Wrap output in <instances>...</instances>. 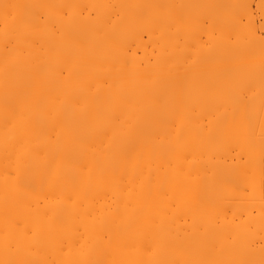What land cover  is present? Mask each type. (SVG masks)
<instances>
[{
    "label": "bare ground",
    "instance_id": "obj_1",
    "mask_svg": "<svg viewBox=\"0 0 264 264\" xmlns=\"http://www.w3.org/2000/svg\"><path fill=\"white\" fill-rule=\"evenodd\" d=\"M206 1L0 0V264H229L220 84L264 36L252 1Z\"/></svg>",
    "mask_w": 264,
    "mask_h": 264
},
{
    "label": "rangeland",
    "instance_id": "obj_2",
    "mask_svg": "<svg viewBox=\"0 0 264 264\" xmlns=\"http://www.w3.org/2000/svg\"><path fill=\"white\" fill-rule=\"evenodd\" d=\"M104 1H108V0H104ZM208 1H210V0H207L206 2H208ZM245 1L246 0H241V2H237V1H235V2L237 4V3H242V2L245 3ZM248 1H250V2H248ZM248 1H246V2L251 3V1H252V3L254 4V5H251V8H252L251 12L253 13V14L252 13L251 14L253 15L252 16L253 18L250 17L251 20H248L246 17H243V18H246L249 21V23H250V21L252 22V19H254V22H256V23H254V22H252V23L258 25V26L254 25L255 29H257V35L258 36H264V32H261V31H264V10L263 11H259L258 9L256 10V7H257L256 3L258 2V0H255L256 2L253 0H248ZM259 1H261V0H259ZM202 2H203V0H202ZM227 2H228V0H227ZM235 2H232V3H235ZM208 3L210 4V2H208ZM208 3H207V5H208ZM216 3H217L216 0H211L210 9H212L213 6H215L214 4H216ZM204 8H206V6ZM206 11H207V9H206ZM208 11H209V8H208ZM206 15L210 16V12H208V14H206ZM255 16H256V18H255ZM206 17L204 18L205 20H206ZM207 18H208V23H209L211 17H207ZM258 18H259V20H258ZM246 19L245 20L241 19L242 21L240 20V22H242L243 24L247 23ZM208 23H207V21L205 22L206 28H208ZM236 26L237 27L240 26V23L238 22V24H236ZM250 26L251 25H249V28H250ZM233 27H235V25ZM252 27H253V25H252ZM238 28H240V27H238ZM246 28L247 27H245V30H246ZM262 28H263V30H262ZM205 34H206V32H205ZM205 38L206 37L204 36L203 42L206 41ZM240 49L241 48L237 49V50H239V52L236 51L235 54L233 53L234 55L232 56V59L230 62L231 64L227 63L228 66L225 64L226 67H229L230 65L233 66V69L231 71L234 70L235 72L234 71L231 72L232 79L226 78L225 80L222 81L223 83H221V80H220V83H221L220 88L223 86L222 89H220V96L222 94L223 98L221 96V100H222L223 104L226 105V106L223 105L222 102L220 101V106L224 107V111H223V109H221L222 107H220V111L221 112L223 111L225 114V110H227L230 107L228 109V111L231 112L230 109H232V113H235L234 114L235 116L228 113L229 118H226V120H229L230 118H232V122H230L231 119L229 122H226V120H225V122L227 124L233 123V126L238 128L234 134L231 133L228 135V134H226L227 125L224 126V124H223L224 127H222L223 130H221V131L223 132L224 130H226V132L224 131L223 134H226L227 136H224L226 139H223L224 137L223 138L221 137L220 138V144H219V146H220V148H219V151H220L219 162H220V164L219 165H220L221 171H223L221 173H224V175L222 176V179H221L223 182L221 181L222 186L220 187L221 188L220 193H221V195L226 194V196L221 197V199H220V203H221L220 204L221 210L219 213V217H220L219 218V225L221 226L220 227V244H221L220 245V251H221L220 255H223V253H225L224 249L226 246L231 245L233 248V252L231 251L232 254L230 253L231 257L228 254L229 255L228 257H230L228 259V260H230L229 264H234L236 262L239 264V261H241L239 259H240V257L242 258V256H241L242 252H241V254H239L240 256L237 254L239 251V248H241L243 245L244 248L241 249V251H243V250H245V247L247 248L248 246H251V247H249L250 251L245 250L247 253L248 252L250 253V256L248 255L249 253L247 255L250 258H252V260L249 259L250 261L246 260V264H248V262H249V264H251V263H253V264H264V260H263L264 259V195H263L264 192H262V191H264V185H262L264 183L260 184V182L258 181L260 178L264 177V151H263V149H264V123L262 121V120H264V115H263L264 114V112H263L264 111V97L261 98V101L259 102L257 109L253 110L251 112L252 114L249 113L250 116L248 114H247L248 116L246 114H244L245 109H244V111H242L243 108H247V107H245L247 105V103H245L244 100L242 101L243 98L241 97V96H243L245 98V101H246L250 96L249 94L252 93L251 92L252 90L250 89L251 93L249 92L248 93L249 96H247L246 93L244 92V91H246V89L244 91L242 90V89H244V86L247 87L245 85L246 81L247 82L249 81V83L251 81L247 77H248V74H250L249 70L252 68H247V65H248L247 62H249V65L252 64V66L248 65V67H253L254 63H255V67L251 71L254 72V71L258 70V68H259L260 70H258L257 72L260 71L261 72L260 76L262 77V75L264 74V72H262L264 70V68H263L264 67V51L256 53L257 55L255 54V56L251 57V59H249L250 57L246 58L248 61H246V59H245V63H244V61L240 62L239 56L241 58V55L244 54V51H247V48L244 51L240 50ZM238 54H240V55H238ZM242 57H244V56H242ZM256 57H258V58L254 59ZM260 57H261V59H259ZM249 60H251L253 62H251ZM255 61L259 64H256ZM233 62H235V63H233ZM262 62H263V64H262ZM245 64H246V67L244 66ZM260 64H262V65H260ZM232 66H231V68H232ZM237 66H239L240 68L242 67V69L239 68V70H241L242 72L238 71ZM243 68H245V69H243ZM255 68H257V69H255ZM221 70L222 69L220 68L219 69V76L220 77L222 75L226 74L225 70H227V69L224 70V68H223L225 74H223V72H221ZM236 72L238 75L235 74ZM221 73H222V75H220ZM227 73H229V72H227ZM245 73L247 74V77H246ZM234 74L237 75V77H238L237 79L233 78V76H235ZM258 76L259 75H257L255 77V80L257 79L256 82H258V79H259ZM222 78L223 77H221L220 79H222ZM227 79H228V81H227ZM233 79L237 80V81H234ZM246 79H248V80H246ZM229 80L232 82L234 81V83H231ZM252 80H254V79H252ZM263 80H264V76L262 77V80L261 79L259 80V82L261 83L260 89H264V84L262 83ZM226 82H228V83L226 84ZM256 82L254 83L253 81H251V83H253V84H251V87H249V88H253V91H255L256 88L258 87L257 85H259V82L257 84H256ZM249 83H247L248 86H250ZM226 85L232 87V89L230 88L231 91L228 90L229 87H225ZM249 88H247V89H249ZM222 91L225 92L227 97L230 96V99H232V100H229V98H227L225 96V94L222 93ZM226 91H228V92H226ZM242 91H243V93H242L243 95L240 96L239 92H242ZM237 96H238V98H236ZM231 97H233V98H231ZM224 98L226 101L224 100ZM224 102H227L228 104L224 103ZM241 102H242V104H241ZM243 104L244 105L246 104V105L243 106ZM227 105H228V107H227ZM231 107H233V108H231ZM221 112H220V114H221ZM224 114H222V116ZM230 115H232V116H230ZM222 119L223 118H221V120ZM247 119H249V121ZM220 124H222V122ZM246 124L247 125L249 124L251 126L252 130H250V128L248 130L247 127H250V126L246 127ZM222 132H221V135H222ZM225 140H226V142H225ZM259 161H261V162H259ZM252 163H253V167H252ZM258 163H260V164H258ZM245 165L248 169L245 167ZM250 170H252V171H250ZM244 172H245V174H244ZM241 175L242 176L247 175V176H245V179H244V177H242ZM250 184H251V187H250ZM224 225H225V227H224ZM248 227H250V229ZM253 229H255V231H253ZM249 233L253 235V238L251 237V235ZM257 234H259V235H257ZM255 237L257 239H255ZM244 240H246V241H244ZM248 242H249V245H247ZM228 247H230V246H228ZM226 249H228V248H226ZM251 251L253 252V256L251 255L252 254ZM244 253H243V256H246V253L245 254ZM261 256H262V258H261ZM243 258H245V257H243ZM226 261L227 260H225V264H226ZM222 262H224V261H222Z\"/></svg>",
    "mask_w": 264,
    "mask_h": 264
}]
</instances>
